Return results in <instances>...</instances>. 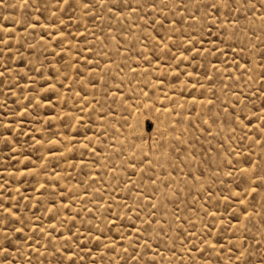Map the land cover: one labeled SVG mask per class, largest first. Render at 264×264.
Wrapping results in <instances>:
<instances>
[{
	"label": "rangeland",
	"instance_id": "rangeland-1",
	"mask_svg": "<svg viewBox=\"0 0 264 264\" xmlns=\"http://www.w3.org/2000/svg\"><path fill=\"white\" fill-rule=\"evenodd\" d=\"M0 264H264V0H3Z\"/></svg>",
	"mask_w": 264,
	"mask_h": 264
},
{
	"label": "snow or ice",
	"instance_id": "snow-or-ice-1",
	"mask_svg": "<svg viewBox=\"0 0 264 264\" xmlns=\"http://www.w3.org/2000/svg\"><path fill=\"white\" fill-rule=\"evenodd\" d=\"M3 2V0H0V3H2Z\"/></svg>",
	"mask_w": 264,
	"mask_h": 264
},
{
	"label": "bare ground",
	"instance_id": "bare-ground-1",
	"mask_svg": "<svg viewBox=\"0 0 264 264\" xmlns=\"http://www.w3.org/2000/svg\"><path fill=\"white\" fill-rule=\"evenodd\" d=\"M38 196V195H37Z\"/></svg>",
	"mask_w": 264,
	"mask_h": 264
}]
</instances>
